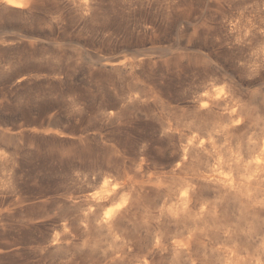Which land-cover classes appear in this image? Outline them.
I'll return each instance as SVG.
<instances>
[{
  "label": "rangeland",
  "instance_id": "374dc122",
  "mask_svg": "<svg viewBox=\"0 0 264 264\" xmlns=\"http://www.w3.org/2000/svg\"><path fill=\"white\" fill-rule=\"evenodd\" d=\"M261 32L264 0H0V264H264V186L173 173L193 137L199 173L252 172Z\"/></svg>",
  "mask_w": 264,
  "mask_h": 264
},
{
  "label": "bare ground",
  "instance_id": "6f19581e",
  "mask_svg": "<svg viewBox=\"0 0 264 264\" xmlns=\"http://www.w3.org/2000/svg\"><path fill=\"white\" fill-rule=\"evenodd\" d=\"M28 0H2L5 5L19 8L23 6V4L27 3ZM261 26L258 27H251L247 30V35L245 34V39L250 41L253 36H257L260 31ZM264 32H261V34ZM264 65V54L256 57V59H252L247 61L246 66L253 72H257L260 68ZM249 70V71H250ZM232 108H235L233 106ZM233 112L230 114L232 118ZM234 117V116H233ZM239 117V116H238ZM258 133L256 134L258 137V141L249 144L247 148V157L251 158L252 161L248 162V168L252 169L251 173L248 175H244L240 179H235L233 177H223L219 172L216 170L208 169V165L204 166L205 171H201L199 173L200 167L198 164L200 162V156L198 151H205L207 150V145H204V140H200L197 137H193L191 140V144L188 145L187 148L183 150V156L181 160L176 164V167L173 171L174 176H184L187 177L193 184L199 186L200 184L204 185H211L216 184L218 187H221L223 190H237L239 187H260L264 186V125L257 128ZM191 164H193L194 168H190ZM189 173H193L191 177H188ZM202 179V182L200 180ZM187 182V181H185ZM186 184V183H185ZM200 188V187H198ZM113 189L111 193L107 196L109 201H112L115 197H117L118 192L114 191ZM189 190L184 188L180 190L179 195V202L180 208H178L174 213L173 216L176 219L179 218H186L189 215ZM109 201L105 202H98L93 201L92 207L99 210L102 209ZM133 205L130 207L125 206L124 204H118L114 209L111 211H107L104 213L103 217L99 221V227L105 229L108 233L118 232L123 228L125 222L131 217L133 210ZM86 217V216H85ZM93 217L91 214L89 215L90 218ZM86 219V218H85ZM87 221V220H86ZM90 222V221H89ZM126 225V224H125Z\"/></svg>",
  "mask_w": 264,
  "mask_h": 264
}]
</instances>
